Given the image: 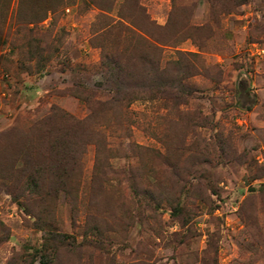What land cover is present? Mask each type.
I'll return each mask as SVG.
<instances>
[{
  "label": "rangeland",
  "instance_id": "rangeland-1",
  "mask_svg": "<svg viewBox=\"0 0 264 264\" xmlns=\"http://www.w3.org/2000/svg\"><path fill=\"white\" fill-rule=\"evenodd\" d=\"M225 1L0 0V264H42L45 227L65 235L48 264H264V0ZM121 16L179 38L159 54L189 75L178 108L107 101L103 54L148 52ZM55 144L69 186L47 181Z\"/></svg>",
  "mask_w": 264,
  "mask_h": 264
},
{
  "label": "trees",
  "instance_id": "trees-1",
  "mask_svg": "<svg viewBox=\"0 0 264 264\" xmlns=\"http://www.w3.org/2000/svg\"><path fill=\"white\" fill-rule=\"evenodd\" d=\"M244 1L246 0H226L224 3L231 2L237 4ZM38 6L40 9L36 14L40 15L50 8L47 6L43 8L41 4ZM121 18L125 20L123 16H121ZM125 21L129 24V26H126L123 30L125 35L132 40L137 38L143 40L146 43L148 52L144 51L143 54L141 53L138 56L131 57V59H127L125 62H122L113 54H108L106 52L103 54L102 67L105 73L102 81H107L112 84L110 90L113 92L109 95L107 101L109 104L116 106L123 105L122 103H124V105H129L136 99L146 100L150 103L157 102L160 104V102L165 100L166 97V99L170 100L173 108H178L181 103L186 102V97L190 95L192 88L185 82L189 78V75L186 72H182L180 69H174L175 67L170 66L169 63L161 66L159 54L162 45L175 41L177 42L179 38L174 41L173 37L175 33L171 31L170 33H168L169 31L163 33L157 30L154 31L150 27H140L132 18ZM142 34L145 36L144 38L141 36ZM102 81L99 83L101 84ZM102 105H106V103H102ZM116 120L120 124L122 123L119 115L116 116ZM60 144H62L61 141ZM60 144H55L54 146L55 153L58 157L48 164L50 173L47 181H49V184L53 187L59 183L62 185L65 184L64 186H66L68 183H65V179L67 178L68 180L75 170L73 160L67 158L69 155L68 152H71L68 151L70 149H68L69 144L66 145V148H61ZM97 146V153L110 151L109 149L104 148L103 143H97ZM59 148H61V151L58 150ZM110 156L111 155L109 154H104L103 161L101 160V162L99 157H97L100 164L95 168V177H106L108 171H114L110 170L109 159L107 160V157L110 158ZM39 170V168H36L34 173L28 176L25 183L26 186L40 188L41 184L44 182V177H40ZM147 173H153L154 176H156V180L159 177V174H155L158 173V171H155L154 167H152ZM156 180L155 182H157ZM169 183L170 182H168V184ZM69 185L70 184H68V186ZM180 195L181 194L179 193L176 205H174L171 210L176 217L183 216V207L181 205L182 197ZM46 224H48L47 221ZM44 231L42 237L43 240L35 248V254L36 256H39V260L42 264H48L57 254V248L54 246L55 242H62V238H64L65 235L49 227H45Z\"/></svg>",
  "mask_w": 264,
  "mask_h": 264
}]
</instances>
